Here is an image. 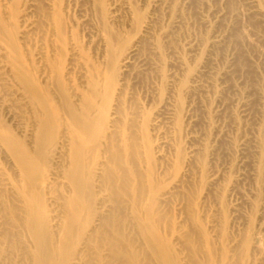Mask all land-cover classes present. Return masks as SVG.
Returning a JSON list of instances; mask_svg holds the SVG:
<instances>
[{
  "label": "bare ground",
  "instance_id": "6f19581e",
  "mask_svg": "<svg viewBox=\"0 0 264 264\" xmlns=\"http://www.w3.org/2000/svg\"><path fill=\"white\" fill-rule=\"evenodd\" d=\"M185 7L205 34L186 41L188 60L166 47L165 75L161 43L191 28ZM260 42L264 0H0V264H264V204L243 198V213L226 199L241 179L208 167L213 143L236 145L212 126L226 115L214 104L244 69L258 90L245 48L264 59ZM240 147L259 177L262 140Z\"/></svg>",
  "mask_w": 264,
  "mask_h": 264
},
{
  "label": "rangeland",
  "instance_id": "374dc122",
  "mask_svg": "<svg viewBox=\"0 0 264 264\" xmlns=\"http://www.w3.org/2000/svg\"><path fill=\"white\" fill-rule=\"evenodd\" d=\"M136 3H137L138 6H140V7L142 6V3L141 2H136ZM187 8H186L187 9L186 12L189 11L190 13H188L189 15H187V13H186V15H187V17L189 18V20L191 22V28L189 30L185 31V32H179V31L173 32V34L172 33L170 34L168 40L164 41V43H161L162 55L165 58L164 61H163L164 62L163 70H164V68L166 70V71L164 70V72H163L164 74L166 73L165 75L169 74L168 71H170V65L168 63L170 61H173V59H174V58H172V55L170 54V52L168 51V49L166 47L167 46H172L174 48L175 54L178 53V55L180 57H185V58L187 57V60H188V54L190 52L186 49V46H185L186 41L188 39H191V38H194V39L196 38L197 39L199 37H203L204 34H205V27L201 25L200 18H198V17L195 18V15L193 13L194 12L193 11L194 9L193 8L190 9L191 7H187ZM201 12H203V13H201ZM201 12L200 13L202 15H204L205 9L204 10L202 9ZM241 23L242 24H244V23L247 24V18L242 19ZM237 32L239 33L240 30L238 29ZM260 44H262V45H260ZM257 45H260V46H258V48L260 47L261 50H264V44L263 43L260 42V43H257ZM231 50H232L231 48L230 49L229 48H225V50L222 49V50H219V52L218 51L215 52L216 53V56L218 57V61L216 63L217 65L216 64L214 65V68L215 69H217V70L223 69V68H225L227 66V63L226 62H229V61L231 62L232 61L231 58H233L232 57L233 50L232 51ZM245 50H246V55L248 57V60L250 58L252 59V60L250 59L251 61L249 60L250 61V64L251 63L253 64V66L255 68V71H256L255 72V75L257 76L256 78H258V79L256 80L257 82H255V84L258 83L257 88H258V90H260V89L261 90L257 94L258 90L256 91L254 89V87L251 85V83H252V80L251 79L252 78H250V74L247 73L248 71H246V69H244V71H242V72H239L238 73V77H237V74H235V75H233V78L232 79H228L230 81L226 80L227 83H228L227 85H229V86H230L231 82L232 83H236V85L238 86V89L239 90L237 92H236V90L235 91H232L231 90L230 92L226 93L225 99L227 101H226V105H224V107L222 106V108H220L221 107L220 106L221 102L220 103L217 102L216 104H214V106L216 108L219 107V110L222 109L223 114H226V115H224L222 117V119L225 117L223 119V121H222L221 118L216 117L215 113H212V115L214 114L213 116H215V117L211 116L212 124H213L212 126H214V127H218V126H221V125L224 126V132H225L224 133V136L226 135L227 138L228 137L231 138V139L233 138V142H234V144L236 143V145L230 146L228 144H221L220 145V144H217V142H215L216 144L213 143L214 147H216V152L214 154L215 156L213 154L211 155V152H208L209 153L208 154L209 162H210V160H214V161H212V162L209 163V165H211V166L208 165V167H209V169L212 170L214 168L216 169V166H217V170L218 169H219V171L222 170L221 172H226L229 169L228 170L229 175L226 176L227 182H230V180L232 182V181H234V179H237V178L241 179L240 182L238 183V185L236 186V188L233 189V191L234 190L235 191L232 192V194L229 193L231 195H228V197L226 198L227 201H228V203L232 204V202H233V204L235 205V202H236V204H239V202L241 203L242 202V199L244 198V199H249L250 201H252L253 202V205H254L253 208H257V207H259V205L264 204V173L262 172L261 175L259 177H257L258 179L256 177H255V179L253 178V175H252L253 174V169H252V167L249 166V165H245V164L242 163V161L244 160L243 157H245V155L247 156L248 153H250V151L249 152L248 151H242V150H240V148H241L240 146H241L242 136H246V137H248V139H253V138H255V137L258 136L260 138V140H262V147H263L262 148V151L264 152V119H262V118H264V116H263L264 115V62H263L264 59L261 58L260 56L256 55L255 53L252 54L251 53L252 51H249L251 49L248 48V47H246ZM247 53H249L250 55H248ZM243 72H245V75H244ZM239 74L241 75V77L239 76ZM246 76H249V77H246ZM202 80L204 81V79H202ZM147 90H148V92H147ZM248 90L249 91L250 90L253 91V94H252V92L246 93ZM137 91H138L137 94H140L141 95V96L138 95L140 98L145 95L143 97L144 99L141 98V100H144V101L151 94V92H149V89H146L145 90V89H142V88H138ZM242 91H244V93ZM250 93H251L250 99L252 101V105L255 104V105H253L251 107H254L255 106L256 108H253L252 109L249 106V108L251 109L250 111L253 110L252 113L250 112L251 115H249V116L248 115H245L244 113L242 115L241 111L237 110V114L238 113L239 114L241 113L240 115L238 114L237 116L238 117L240 116L239 118H241V121L243 123H245V124H243L241 122L242 125L240 126V128L238 129V131H235L234 132V130L228 125L229 124L228 120H229L230 112L231 111H236V109H237L236 108V104H237L236 101H237L238 98H239L238 100H240L241 98H245ZM161 95H162V98H165L166 97V93L165 92H163V94H161ZM161 95H160V98H161ZM253 95L256 96V97H254ZM258 96H260V97H258ZM160 98L158 97V99L156 98V99H154L152 101H149L150 99L149 100H146V101H148V103H147L148 106H149V104H151L154 107L156 105V101L157 100L159 101ZM259 98H261V99H259ZM232 99L235 102H232ZM206 100H207V98L205 99V101ZM225 106H227V107H225ZM204 107H205L204 104H199V105H197L195 111L193 112V117L196 114V116H195L194 119L196 121L197 120L200 121V122L197 121V124L195 125V127L192 128L193 130H191V132L193 131L192 133H193V136H195V137H200V136L203 137V135L205 134L206 128L208 127L207 124L205 123L204 117H202V116H204V114H203ZM215 107H213V110L216 109ZM255 109H257V111ZM252 114H253V116H252ZM181 115H182V117L180 116L181 117L180 119L183 122V121L186 120V117H185L184 113L183 114L181 113ZM245 116H246V118L248 116V118L247 119H244ZM242 117H243V119H242ZM183 119H185V120H183ZM203 120H204V122H203ZM205 125H206V127H205ZM236 132H237V134H236ZM240 139H241V141H240ZM234 140H236V141H234ZM212 142L213 141L210 142L211 145H212ZM242 153H244V154H242ZM213 162H215V163H213ZM228 172H227V174H228ZM230 172H231V174H230ZM228 198H230L231 200L228 199ZM257 204H258V206H257ZM241 206H242V208L240 207V210H242L243 213L249 214L251 212L250 210H252V208H251L252 206H250V205H245V204L241 203ZM262 221L264 223V220H262ZM258 222H260V221H259V218L257 216V218L255 219V223H258ZM262 241H264V239H262Z\"/></svg>",
  "mask_w": 264,
  "mask_h": 264
}]
</instances>
